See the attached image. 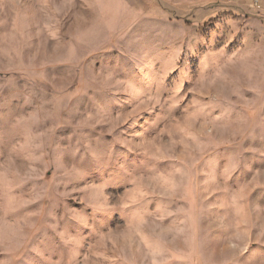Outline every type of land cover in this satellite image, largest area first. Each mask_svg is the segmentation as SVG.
Instances as JSON below:
<instances>
[{"label":"rangeland","instance_id":"rangeland-1","mask_svg":"<svg viewBox=\"0 0 264 264\" xmlns=\"http://www.w3.org/2000/svg\"><path fill=\"white\" fill-rule=\"evenodd\" d=\"M258 4L0 0V264H264Z\"/></svg>","mask_w":264,"mask_h":264},{"label":"crops","instance_id":"crops-1","mask_svg":"<svg viewBox=\"0 0 264 264\" xmlns=\"http://www.w3.org/2000/svg\"><path fill=\"white\" fill-rule=\"evenodd\" d=\"M238 1H241L242 3H245L246 5H248V6H251V7H254V5H253V0H251V1H248V0H238ZM259 9L261 8L260 6H257Z\"/></svg>","mask_w":264,"mask_h":264},{"label":"built area","instance_id":"built-area-1","mask_svg":"<svg viewBox=\"0 0 264 264\" xmlns=\"http://www.w3.org/2000/svg\"><path fill=\"white\" fill-rule=\"evenodd\" d=\"M252 3H253V5L256 6V7L259 6V4H258V0H253Z\"/></svg>","mask_w":264,"mask_h":264}]
</instances>
